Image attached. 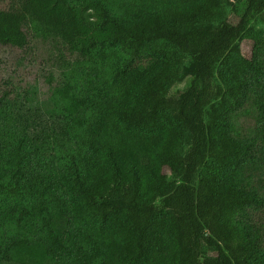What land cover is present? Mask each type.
<instances>
[{
	"label": "trees",
	"instance_id": "1",
	"mask_svg": "<svg viewBox=\"0 0 264 264\" xmlns=\"http://www.w3.org/2000/svg\"><path fill=\"white\" fill-rule=\"evenodd\" d=\"M30 33L77 68L0 100V264H264V0L0 6Z\"/></svg>",
	"mask_w": 264,
	"mask_h": 264
},
{
	"label": "rangeland",
	"instance_id": "2",
	"mask_svg": "<svg viewBox=\"0 0 264 264\" xmlns=\"http://www.w3.org/2000/svg\"><path fill=\"white\" fill-rule=\"evenodd\" d=\"M11 2L12 0H0V6H8ZM255 25L257 29L262 28L259 23ZM241 47L244 56L249 57L251 44L243 41ZM66 57L65 53L61 57L58 55L57 44L32 38V33L28 36V44L23 48L1 45L0 100L18 102V99L28 96L34 97L38 105H46L50 100V89L67 80L65 76H61V72L65 71L70 77L71 71L77 68L75 65L61 66L60 58L66 60ZM183 63L180 81L172 91L183 89L193 71L194 62L190 55L185 56Z\"/></svg>",
	"mask_w": 264,
	"mask_h": 264
}]
</instances>
